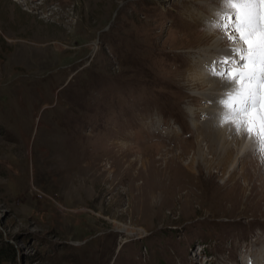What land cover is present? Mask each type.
Listing matches in <instances>:
<instances>
[{
	"label": "rangeland",
	"instance_id": "obj_1",
	"mask_svg": "<svg viewBox=\"0 0 264 264\" xmlns=\"http://www.w3.org/2000/svg\"><path fill=\"white\" fill-rule=\"evenodd\" d=\"M196 5L0 0V264H264L262 153L231 179L193 125L231 55Z\"/></svg>",
	"mask_w": 264,
	"mask_h": 264
},
{
	"label": "snow or ice",
	"instance_id": "obj_2",
	"mask_svg": "<svg viewBox=\"0 0 264 264\" xmlns=\"http://www.w3.org/2000/svg\"><path fill=\"white\" fill-rule=\"evenodd\" d=\"M209 27L225 34L230 56L209 71L222 81L219 126L228 124L264 154V0H218Z\"/></svg>",
	"mask_w": 264,
	"mask_h": 264
},
{
	"label": "bare ground",
	"instance_id": "obj_3",
	"mask_svg": "<svg viewBox=\"0 0 264 264\" xmlns=\"http://www.w3.org/2000/svg\"><path fill=\"white\" fill-rule=\"evenodd\" d=\"M202 1H205V0H198V1L193 0V2L194 3L197 2L198 5H200V4L202 5ZM209 1L216 3V4L218 3V0H209ZM198 5H196V6H198ZM192 8H194V6L189 8L190 12H191V10L194 11V9H192ZM217 8H219V7H217ZM204 10H205V8H204ZM216 12H217V10H216ZM191 16H192V14H191ZM198 18H199V16H198ZM200 19H202V17H200ZM202 20H204V18ZM202 20H200V21H202ZM213 20L214 19H212V21ZM203 22H206V21H203ZM208 25H209V23H208ZM217 32H218V30H216V29L207 28L204 30V33L201 36V38H199V40H200L199 42H201V43H204V44L205 43H211V47H210V50L208 52H210L212 49L214 51L215 49H218L219 47L224 46V42H221L218 39ZM197 33H196V35H197ZM206 53H207V51H206ZM220 57H221V55H220ZM212 61H213V59L208 60V61H206V63H204L205 64L204 67L206 68L207 71L213 65V64H211ZM204 74H206L204 69L198 70L196 72V71H194V68L191 67L188 69V78H186V81H187L188 85L190 87H192L191 88L192 90H194V91L195 90H204L203 92L205 93V95H207L206 99L209 102H212L211 103L212 105L208 106L204 110L206 112L205 117H207V118L204 119L202 121V123L200 121L199 122L195 121V119L197 117L193 116V125L195 126L194 128L197 131V140H198V143H202L203 141H206L207 146H208V151L213 154L214 158L216 159L215 164H217V166L220 169H222L223 175L230 177L231 179H235L237 177V175L234 174L235 173L234 168L237 166V163L241 162V159L246 158L248 155L255 154V152H258L259 151L258 146L252 140L247 139L246 137H244L242 135H238L235 132L234 128L231 127L230 125L225 124V125L219 126L218 114L222 111V109H221L220 105L218 104V100L225 93V89H224V87L222 85V81L220 79H218L214 76H213V78H211L210 76L208 77L206 75L204 76ZM206 88H207V90H209L208 92H205ZM221 92H223V93H221ZM214 96H217L215 98V100H213ZM213 101H214V104H213ZM190 113L196 114L197 111H194V112L190 111ZM201 151L204 152L203 148L201 150H199V152L197 154L198 158L201 159L203 161V163L207 166L208 163H205L206 161L204 160L205 154L203 155V153ZM259 157H262V158L257 160V162L258 161H264V154H260ZM194 162L195 163H193L189 169H193V170L195 169L196 161L194 160ZM242 162H245V160ZM243 176H244V172H243ZM119 229L122 232H126V234L131 233V231L132 232H136V231L139 232L140 231V230H133V229L130 230V229L124 228V227L119 228ZM257 264H261V263L257 262ZM262 264H263V262H262Z\"/></svg>",
	"mask_w": 264,
	"mask_h": 264
},
{
	"label": "trees",
	"instance_id": "obj_4",
	"mask_svg": "<svg viewBox=\"0 0 264 264\" xmlns=\"http://www.w3.org/2000/svg\"><path fill=\"white\" fill-rule=\"evenodd\" d=\"M10 252V250H0V256H4V255H7L8 253Z\"/></svg>",
	"mask_w": 264,
	"mask_h": 264
}]
</instances>
